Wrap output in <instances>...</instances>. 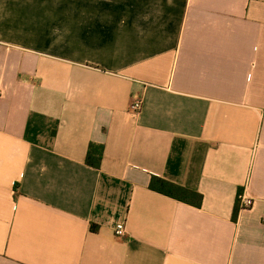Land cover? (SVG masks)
<instances>
[{
    "label": "crops",
    "instance_id": "obj_1",
    "mask_svg": "<svg viewBox=\"0 0 264 264\" xmlns=\"http://www.w3.org/2000/svg\"><path fill=\"white\" fill-rule=\"evenodd\" d=\"M0 264H264V0H0Z\"/></svg>",
    "mask_w": 264,
    "mask_h": 264
},
{
    "label": "trees",
    "instance_id": "obj_2",
    "mask_svg": "<svg viewBox=\"0 0 264 264\" xmlns=\"http://www.w3.org/2000/svg\"><path fill=\"white\" fill-rule=\"evenodd\" d=\"M104 151V145L91 143L86 157L87 165L95 169H100L104 158ZM150 189L197 208H200L203 203V196L200 193L159 177H152ZM241 193L242 192H240L239 196ZM239 211L240 204L238 200V205L234 214L235 218H237ZM91 229L94 232L97 231V227L95 225H92Z\"/></svg>",
    "mask_w": 264,
    "mask_h": 264
},
{
    "label": "built area",
    "instance_id": "obj_3",
    "mask_svg": "<svg viewBox=\"0 0 264 264\" xmlns=\"http://www.w3.org/2000/svg\"><path fill=\"white\" fill-rule=\"evenodd\" d=\"M142 108H143V102L140 99L134 101L133 104L131 105V111L135 114H139L142 111ZM239 204H240V209H251L255 204V200L247 197L245 194H241L239 196ZM126 225H127L126 220H123L117 224L115 229V234L118 237H124L127 235Z\"/></svg>",
    "mask_w": 264,
    "mask_h": 264
}]
</instances>
